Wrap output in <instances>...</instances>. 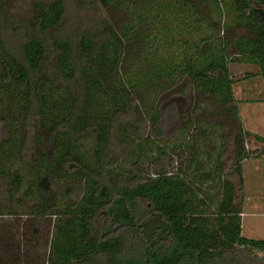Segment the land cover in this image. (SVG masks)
<instances>
[{
	"label": "trees",
	"instance_id": "trees-1",
	"mask_svg": "<svg viewBox=\"0 0 264 264\" xmlns=\"http://www.w3.org/2000/svg\"><path fill=\"white\" fill-rule=\"evenodd\" d=\"M115 10L125 16L120 25ZM223 18L249 29L250 36L231 32L232 43L264 78V0H0V201L23 187V196L33 197L39 182L57 191L55 164L62 169L57 180L79 179L52 202L40 196L31 207L42 264L264 262V239L242 235L233 182L224 183L213 214L182 167L166 169L162 145L148 151L151 138L165 137V118L179 115L178 106L145 107L136 96L153 100L176 87L183 96L234 103ZM210 27L214 33L202 34ZM38 130H48L55 164L35 150ZM87 141L89 153L82 150ZM238 154L243 184L242 162L254 155L243 147ZM51 214L48 251L40 227Z\"/></svg>",
	"mask_w": 264,
	"mask_h": 264
},
{
	"label": "rangeland",
	"instance_id": "rangeland-1",
	"mask_svg": "<svg viewBox=\"0 0 264 264\" xmlns=\"http://www.w3.org/2000/svg\"><path fill=\"white\" fill-rule=\"evenodd\" d=\"M195 1L202 3L203 0ZM124 17L120 10L114 11L113 20L116 24L120 25ZM230 20L229 18L221 20V31H224L221 34L231 41L227 52L232 57L228 69L236 83L233 90L234 87L237 88V93L234 92V103L221 104L206 95L194 92L183 96L176 92L178 90L176 87L159 94L153 100L151 96L139 91L136 96L145 107L160 105L167 108L171 104H176L179 110V115L165 118V137L160 142L151 138L148 141L149 145L146 144L148 151L154 150L156 145H162L169 155L166 169L176 172L182 167V175L192 183L195 198L203 200V207L206 206V210L213 214L217 212L218 205L226 193L224 183L228 180L233 182L235 195L243 210L242 235L264 239V153H259L264 143L252 135H243L244 127L240 116L241 104L242 114L249 120L247 122L260 128L264 136V78L257 65L243 62L242 56L232 43L237 37L250 36L249 29L237 25L236 21L231 24ZM214 31L213 27L204 28L202 34ZM231 32L236 33L235 38ZM241 101L250 102L240 103ZM233 108L237 109V114ZM37 132L42 133V137L34 141L35 150H45L49 160L55 164L56 150L47 143L48 130ZM188 136L191 140L184 150L183 145L187 142ZM7 137L8 135L5 139ZM148 138L150 137H145V142ZM242 147L245 154L249 152L254 155L242 162L243 184L240 183L236 171L242 157L238 151ZM91 148L92 144L87 141L82 150L89 153ZM258 153L259 155L255 156ZM171 158H174L175 162L172 163ZM54 166L52 181L59 187L57 191L53 190L48 182H39L38 188L41 191L38 194L34 193L33 197L23 196L25 192L23 187L20 192L13 195L10 202H7V199L0 201V264H42L44 258L42 259L43 256L40 255L35 218L30 214L31 207L38 203L40 196H45L52 202L53 198L61 196V192L79 183V179L73 178L57 180V174L62 169L56 164ZM143 167L147 174L154 172L152 166ZM207 173L210 174V179H207L205 175ZM230 173L234 174V178L230 179L228 176ZM11 184L15 185L14 180H11ZM13 191L14 189H10L9 193ZM55 220L56 215H47L40 227V238L47 244L48 251L53 243ZM45 264H49V261L46 260Z\"/></svg>",
	"mask_w": 264,
	"mask_h": 264
},
{
	"label": "crops",
	"instance_id": "crops-1",
	"mask_svg": "<svg viewBox=\"0 0 264 264\" xmlns=\"http://www.w3.org/2000/svg\"><path fill=\"white\" fill-rule=\"evenodd\" d=\"M234 85H236V83H234ZM234 92H235V94L237 93V88H236V87H234ZM240 94H241V92H240ZM248 102H250V101H241L240 103H248ZM240 116H241V122H242V124H243L244 129H246V130L252 132L253 134H258V135H260V136L263 135V133L261 132V129H260V128L254 127L255 125L253 126L252 123H251V125H250V124L247 122V121H249V120L246 119V118L244 117V115L242 114L241 104H240ZM261 125H262V124H261ZM263 137H264V136H263Z\"/></svg>",
	"mask_w": 264,
	"mask_h": 264
}]
</instances>
